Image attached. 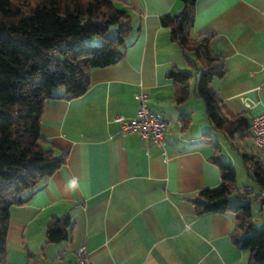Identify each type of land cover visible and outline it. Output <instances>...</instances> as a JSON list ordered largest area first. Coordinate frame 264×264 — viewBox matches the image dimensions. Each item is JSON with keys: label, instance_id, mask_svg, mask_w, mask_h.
<instances>
[{"label": "crops", "instance_id": "1", "mask_svg": "<svg viewBox=\"0 0 264 264\" xmlns=\"http://www.w3.org/2000/svg\"><path fill=\"white\" fill-rule=\"evenodd\" d=\"M115 1L131 14L124 55L115 65L92 69L84 94L65 98L57 88L44 102L41 145L65 160L25 202L10 207L5 264H82L76 256L82 247L90 264H249L248 251L232 239L233 213L196 214L188 199L220 183L210 161L220 145L212 144L209 129L218 130L194 91L200 72L186 58L196 57L184 54L160 23L181 4ZM190 36H208L210 50L223 58L220 87L212 86L215 77L211 81L221 112L249 120L264 113V0H196ZM182 67L193 74L184 100L181 85L168 75ZM139 88L149 109L168 122L167 159L137 134L121 135L112 119L134 116ZM245 139L233 142L259 154L253 141L249 151L242 148ZM65 215L67 238L47 243V226Z\"/></svg>", "mask_w": 264, "mask_h": 264}, {"label": "trees", "instance_id": "2", "mask_svg": "<svg viewBox=\"0 0 264 264\" xmlns=\"http://www.w3.org/2000/svg\"><path fill=\"white\" fill-rule=\"evenodd\" d=\"M178 2L181 10L162 15L160 23L184 54L195 55L186 58L200 72L194 91L204 101L211 125L238 149L233 141L248 136L250 120L221 112L222 100L211 81L225 73L223 58L210 50L208 36H190L196 0ZM131 28V14L115 0H0V264L6 259L10 207L25 202L65 160L41 145L44 102L55 97L59 87L65 98L84 94L92 69L115 65L122 58ZM93 38L97 43L90 42ZM168 75L181 85L179 99L184 100L193 74L171 70ZM239 153L261 193L236 191L231 163L214 155L210 161L219 169L220 183L188 199L196 214L233 213L234 243L248 251L249 264H264V227L255 225L251 207L253 202L264 204V158L252 151ZM68 224V215L54 219L47 226L46 242L66 239Z\"/></svg>", "mask_w": 264, "mask_h": 264}, {"label": "built area", "instance_id": "3", "mask_svg": "<svg viewBox=\"0 0 264 264\" xmlns=\"http://www.w3.org/2000/svg\"><path fill=\"white\" fill-rule=\"evenodd\" d=\"M134 98L138 102L134 116L126 117L116 114L112 118L113 121L119 124V133L121 135L128 133L137 134L141 139L157 145L161 149V155L167 159L165 150L167 120L160 113L149 109L147 105L148 96L142 88H139L135 92ZM250 131L255 148L258 150L260 156L264 158V113L251 117ZM76 256L81 259L82 264H90L85 248H78Z\"/></svg>", "mask_w": 264, "mask_h": 264}, {"label": "rangeland", "instance_id": "4", "mask_svg": "<svg viewBox=\"0 0 264 264\" xmlns=\"http://www.w3.org/2000/svg\"><path fill=\"white\" fill-rule=\"evenodd\" d=\"M97 38H93L90 40V42L97 43ZM181 70H186V67L180 68ZM219 77H215V79L212 82V86L218 88L220 87V82L218 81ZM61 88V87H59ZM194 118L197 123L199 122V114H195ZM209 129V128H208ZM211 138H212V144H219L220 147L217 150V154L220 155V157L225 160L229 161L236 172V181H235V188L236 191L242 192L243 189H249L252 194L261 193V188L259 185L253 180L251 171H247L246 167L244 166V163L242 161V157L240 156V153H238V149L242 152L241 148H238L236 145V148L232 147L230 144L227 143L225 136L220 131H213L212 129H209ZM252 145V139L247 137L242 143V148L246 150H250ZM253 148V147H252ZM257 150V149H256ZM251 152V151H249ZM252 152H254V149H252ZM250 170V169H249ZM264 195V194H262ZM235 202H242L241 199L236 198L234 199ZM252 217L254 220V223L257 227H264V204H260L259 202H253L252 205Z\"/></svg>", "mask_w": 264, "mask_h": 264}]
</instances>
